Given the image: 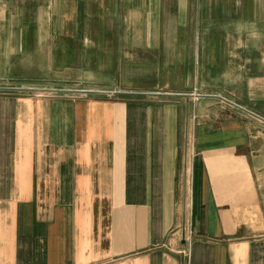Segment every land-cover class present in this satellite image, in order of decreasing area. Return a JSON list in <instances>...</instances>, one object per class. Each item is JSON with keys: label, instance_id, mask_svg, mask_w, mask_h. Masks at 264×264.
<instances>
[{"label": "crops", "instance_id": "crops-1", "mask_svg": "<svg viewBox=\"0 0 264 264\" xmlns=\"http://www.w3.org/2000/svg\"><path fill=\"white\" fill-rule=\"evenodd\" d=\"M0 264H264V0H0Z\"/></svg>", "mask_w": 264, "mask_h": 264}, {"label": "water", "instance_id": "water-1", "mask_svg": "<svg viewBox=\"0 0 264 264\" xmlns=\"http://www.w3.org/2000/svg\"><path fill=\"white\" fill-rule=\"evenodd\" d=\"M250 113V112H249ZM252 114V113H251ZM253 115V114H252ZM261 119V118H260Z\"/></svg>", "mask_w": 264, "mask_h": 264}]
</instances>
